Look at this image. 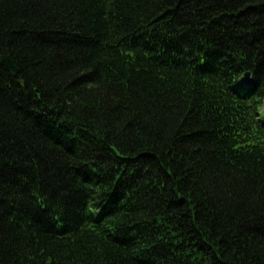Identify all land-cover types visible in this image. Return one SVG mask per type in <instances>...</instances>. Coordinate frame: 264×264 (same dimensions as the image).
Here are the masks:
<instances>
[{
	"label": "trees",
	"instance_id": "obj_1",
	"mask_svg": "<svg viewBox=\"0 0 264 264\" xmlns=\"http://www.w3.org/2000/svg\"><path fill=\"white\" fill-rule=\"evenodd\" d=\"M4 55L0 264H264V0H0Z\"/></svg>",
	"mask_w": 264,
	"mask_h": 264
},
{
	"label": "water",
	"instance_id": "obj_2",
	"mask_svg": "<svg viewBox=\"0 0 264 264\" xmlns=\"http://www.w3.org/2000/svg\"><path fill=\"white\" fill-rule=\"evenodd\" d=\"M1 60L3 61V63H5L7 69L13 74V75H17L18 74V68L14 62V60L12 59L11 56L9 55H4V56H0ZM246 76H249L246 75Z\"/></svg>",
	"mask_w": 264,
	"mask_h": 264
},
{
	"label": "rangeland",
	"instance_id": "obj_3",
	"mask_svg": "<svg viewBox=\"0 0 264 264\" xmlns=\"http://www.w3.org/2000/svg\"><path fill=\"white\" fill-rule=\"evenodd\" d=\"M242 82H243V80H242Z\"/></svg>",
	"mask_w": 264,
	"mask_h": 264
}]
</instances>
